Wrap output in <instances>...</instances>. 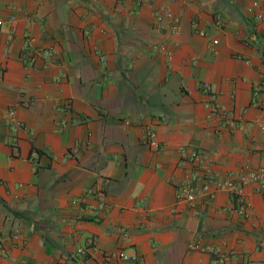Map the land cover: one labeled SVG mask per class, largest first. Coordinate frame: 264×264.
I'll return each instance as SVG.
<instances>
[{"label":"crops","instance_id":"obj_1","mask_svg":"<svg viewBox=\"0 0 264 264\" xmlns=\"http://www.w3.org/2000/svg\"><path fill=\"white\" fill-rule=\"evenodd\" d=\"M250 2L0 0V264H264V191L243 186L245 216L221 186L202 213L175 196L180 145L214 181L264 168Z\"/></svg>","mask_w":264,"mask_h":264},{"label":"built area","instance_id":"obj_2","mask_svg":"<svg viewBox=\"0 0 264 264\" xmlns=\"http://www.w3.org/2000/svg\"><path fill=\"white\" fill-rule=\"evenodd\" d=\"M262 0H251L250 8L257 7ZM165 15L169 17V29L175 30L177 26L178 17L176 15H172L167 8L163 9ZM264 15V13H263ZM264 33V31H263ZM213 42H216V39H213ZM50 52V51H49ZM51 53V52H50ZM50 53H47L49 55ZM33 61V57L30 59V62ZM260 85L264 86V80L260 83ZM200 88L203 92H207L208 83L202 82L200 84ZM210 112L219 114L216 104L212 99L207 102ZM220 116L223 114L220 113ZM259 128L264 131V121L258 123ZM142 140L154 150H158L160 144L156 140L154 136V132L150 129L149 126H144ZM180 159L188 162L191 167L188 171L186 177L179 183L176 189V198L182 200L189 208L194 210L195 212L202 213L204 211V207L202 203L203 195L205 199H210L214 196V190L221 186L224 187L230 194L231 200L234 202L233 211L238 214L245 216L247 214V202L242 192V188L246 184H250L254 191L263 192L264 191V168H250L248 165H241L239 170L236 173L226 175L225 178L215 180L213 178L212 172H209L204 168V157L202 153L194 148L188 147L185 145H180L177 148ZM213 184V187L210 184ZM90 193L93 194L99 200L103 199V190L101 187L93 188L92 186H88L84 189L83 194ZM7 237L16 238V232H10L7 234ZM5 238L0 239L2 241ZM1 245V243H0ZM191 246L193 248L199 247L197 243H192ZM118 256L125 257L122 251L117 253ZM222 255V254H221ZM218 255L220 261L223 262V255ZM103 264H111L110 255L106 257V260Z\"/></svg>","mask_w":264,"mask_h":264}]
</instances>
